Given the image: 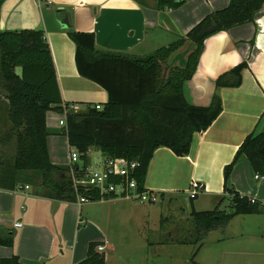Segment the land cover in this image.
Here are the masks:
<instances>
[{"label":"crops","instance_id":"1","mask_svg":"<svg viewBox=\"0 0 264 264\" xmlns=\"http://www.w3.org/2000/svg\"><path fill=\"white\" fill-rule=\"evenodd\" d=\"M229 1L187 0L176 10L159 11L154 0H143L144 5L135 0H5L0 8V31L42 30L62 101L71 111L83 112L86 106L102 109L108 96L99 85L78 74L75 44L68 32L93 34L100 52L142 58L185 36ZM242 62L247 68L241 73V85L216 89L215 80ZM214 94L221 100L222 111L206 131L193 135L188 155L177 157L167 148L153 153L144 188L156 192L167 208L172 202L180 204L183 211L187 205L196 212L215 208L227 197L225 166L248 135L264 132V2L252 23L204 41L196 72L185 83L184 96L192 106L207 107ZM62 117L56 111L46 113L47 149L51 163L69 172V159L63 157L67 137L65 128L59 126ZM255 176L249 162L242 159L233 167L227 186L256 200L262 210L230 221L231 225L246 217L242 222L250 229L227 235L222 231L207 244L212 248L209 261L205 256L200 264H239L235 249L241 242L247 247L249 264H264V253L253 251L254 244L264 245V180ZM28 177L30 180L15 191L0 189V231L14 235L12 248L0 246V258L16 255L22 264H77L86 258L89 244L96 243L104 247L102 252L95 250L104 255V264H130L118 250L137 247L135 244L141 247L142 208L134 204L138 202L106 198L78 206L75 201L47 197L44 190H38V176L31 173ZM194 184L197 189L192 188ZM161 242L153 244L156 249L169 246ZM203 248L198 249V255Z\"/></svg>","mask_w":264,"mask_h":264},{"label":"trees","instance_id":"2","mask_svg":"<svg viewBox=\"0 0 264 264\" xmlns=\"http://www.w3.org/2000/svg\"><path fill=\"white\" fill-rule=\"evenodd\" d=\"M5 0H0V8ZM144 5L143 0H135ZM187 0H154L155 8L176 10ZM264 0H230L228 5L213 11L190 29L185 36L160 47L142 58L103 53L96 49L91 33L68 32L75 44L78 74L103 88L108 96L101 110L86 106L73 112L64 104L42 30L0 31V103L7 102L8 127L1 138L12 145L13 155L0 151V189L15 191L27 181L23 174H36L38 190L54 200L75 201V193L67 169L53 165L47 149L48 132L45 116L56 111L65 116V135L70 148L80 154L87 165L86 152L95 148L107 158H124L136 162L132 172L141 191L149 163L158 148H167L175 156L188 155L193 135L206 131L222 111L221 100L213 95L207 107L190 105L184 96L186 81L196 72L204 41L233 27L252 23ZM185 49V50H183ZM178 65H169L171 61ZM170 62V63H169ZM247 68L242 62L215 80V88H238L241 73ZM247 160L254 173L264 176V132H252L237 149L233 160L224 168L223 197L209 211L191 210L194 228L192 245L198 249L208 234L224 229L234 218L260 213L259 203L240 196L227 186L233 167ZM23 187V186H21ZM90 200L106 199L98 193L85 191ZM194 197L190 198L192 203ZM228 201V209H221ZM179 244H189L179 241ZM0 246L12 248V232L0 231ZM97 244L90 243L86 258L77 264H104L97 253ZM0 264H22L18 256L0 258Z\"/></svg>","mask_w":264,"mask_h":264},{"label":"rangeland","instance_id":"3","mask_svg":"<svg viewBox=\"0 0 264 264\" xmlns=\"http://www.w3.org/2000/svg\"><path fill=\"white\" fill-rule=\"evenodd\" d=\"M171 64L178 65V62L173 60L169 65ZM0 95H5V92L0 90ZM7 108V102L4 103V105L0 103V151L3 150L4 156L10 157L14 153L12 145L5 146L4 143L1 142L2 135L7 130L9 125H7L5 121V119H7ZM64 147L65 149L63 152V157L68 160L69 151L67 144H65ZM70 151L74 152L75 150L70 148ZM89 156L92 162L103 157L102 153L95 148L90 149ZM22 178H25L26 180L29 179L26 174H23ZM134 204H136L138 208H142L139 211L142 218L140 221L142 224L140 228L141 247L135 244L137 247L131 248L132 245H129L130 249L128 250H118L119 254H121L122 257L130 264H200L203 263L202 261L205 256V259H208L209 261L208 254L210 253L209 250L212 248L207 244H209L210 241L216 239V237L222 233L223 229H217L215 231H211L208 234L207 239L205 240L206 243L204 244V248L199 252L198 255V245L191 244L192 240L194 239L192 219L188 214V212L191 210V207L189 208L187 205V207L185 206V211H183L182 206L176 202H172L168 208L166 203L162 204L161 202L144 205L134 202ZM228 204V201L225 200L221 205V209L227 210ZM213 208L214 207H211L210 210ZM242 218L238 219V221H233L231 225L228 224V227L222 234L227 235L231 232L236 233L237 231H246L250 229L246 223L242 222V220H244ZM170 233H172L173 238L169 239ZM158 240L163 241L160 244L168 242L169 246L159 247L156 249L155 245L153 244H155V242ZM177 240H183L189 242V244L181 245L177 243ZM236 248L237 249L235 250L239 252V257L237 258L240 261L239 264H249L248 262H251V260H247L248 256L245 255L247 250L245 244L241 242ZM253 249V251L264 253L263 244H254ZM250 253L252 252L250 251ZM254 254L263 255L258 253ZM262 261L264 263V257L262 258Z\"/></svg>","mask_w":264,"mask_h":264},{"label":"built area","instance_id":"4","mask_svg":"<svg viewBox=\"0 0 264 264\" xmlns=\"http://www.w3.org/2000/svg\"><path fill=\"white\" fill-rule=\"evenodd\" d=\"M96 110H101L100 106H95ZM59 126L66 127L65 116L59 120ZM90 149L86 152L89 159L87 165H84L80 159V154L75 150L69 151L68 159L70 169L68 178L71 181L72 189L75 193V203L79 206L90 199L84 195L85 191L98 193L100 197L107 199H128L134 200L140 204H156L160 202L156 192H150L144 187L141 191L137 188V181L132 176V172L138 164L128 162L124 158L102 157L94 162L90 159ZM256 180L263 181L264 176H255ZM193 189L198 186L194 184ZM25 189H28L26 186ZM250 203H256L253 198ZM261 205V204H260ZM264 206V204H262ZM19 227L20 224H15ZM96 250L102 252L103 246H97Z\"/></svg>","mask_w":264,"mask_h":264},{"label":"water","instance_id":"5","mask_svg":"<svg viewBox=\"0 0 264 264\" xmlns=\"http://www.w3.org/2000/svg\"><path fill=\"white\" fill-rule=\"evenodd\" d=\"M67 20H68V15H67ZM63 24H64L65 26H68V24L66 23V20H64ZM101 260H104V255L101 257Z\"/></svg>","mask_w":264,"mask_h":264}]
</instances>
